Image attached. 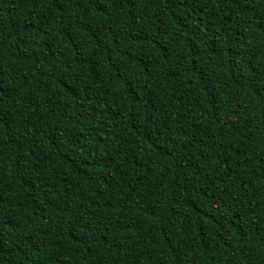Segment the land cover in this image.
<instances>
[{
  "label": "trees",
  "instance_id": "16d2710c",
  "mask_svg": "<svg viewBox=\"0 0 264 264\" xmlns=\"http://www.w3.org/2000/svg\"><path fill=\"white\" fill-rule=\"evenodd\" d=\"M0 264H264V0H0Z\"/></svg>",
  "mask_w": 264,
  "mask_h": 264
}]
</instances>
